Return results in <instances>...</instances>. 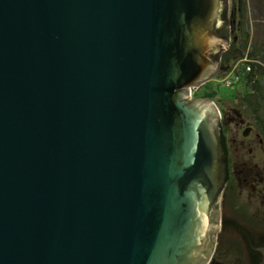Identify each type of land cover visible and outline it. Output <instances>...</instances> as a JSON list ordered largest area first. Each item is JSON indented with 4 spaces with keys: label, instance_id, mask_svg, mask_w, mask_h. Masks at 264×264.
<instances>
[{
    "label": "water",
    "instance_id": "95a60500",
    "mask_svg": "<svg viewBox=\"0 0 264 264\" xmlns=\"http://www.w3.org/2000/svg\"><path fill=\"white\" fill-rule=\"evenodd\" d=\"M224 12L226 0H0V264L201 253L218 230L217 109L188 88L213 76Z\"/></svg>",
    "mask_w": 264,
    "mask_h": 264
},
{
    "label": "flooded vegetation",
    "instance_id": "af4514ba",
    "mask_svg": "<svg viewBox=\"0 0 264 264\" xmlns=\"http://www.w3.org/2000/svg\"><path fill=\"white\" fill-rule=\"evenodd\" d=\"M223 20L222 24L225 28L226 18ZM224 28L223 32L229 39L226 47H220L218 55H214L217 62L215 71L213 76L203 84L219 73L229 71L228 62L224 56L231 43L232 30L226 31ZM201 85L188 96L189 101L198 99L196 92ZM235 87L228 89L232 90ZM217 88L220 89L219 85ZM212 103L217 109V113L214 110H210V113L215 118L214 130L220 157V185L222 186L220 192H222L221 206L223 208H220L216 218H210L212 223L218 222L215 235L212 237V233L208 232L204 249L193 257L189 264H264V224L261 220V218L264 219V210L260 205L257 207L255 205V210H252L251 202L242 196L240 190V186L246 181L256 183L259 180V171L260 168L262 169L260 164L264 160L258 158V161H255V156L256 152L264 154V147L252 125L240 131L241 136H239L237 134L239 126L229 112L222 108L219 111L215 103L213 101ZM250 135L252 137L249 139ZM234 208L241 214L238 218L232 216L231 212ZM247 221L253 223V226H248ZM234 236L240 241L234 242Z\"/></svg>",
    "mask_w": 264,
    "mask_h": 264
},
{
    "label": "trees",
    "instance_id": "16d2710c",
    "mask_svg": "<svg viewBox=\"0 0 264 264\" xmlns=\"http://www.w3.org/2000/svg\"><path fill=\"white\" fill-rule=\"evenodd\" d=\"M236 16L231 43L224 58L228 70L244 58L250 70L239 65L235 74L246 91L233 93L235 102L247 114L264 147V0H235ZM225 18V12L223 13Z\"/></svg>",
    "mask_w": 264,
    "mask_h": 264
},
{
    "label": "rangeland",
    "instance_id": "374dc122",
    "mask_svg": "<svg viewBox=\"0 0 264 264\" xmlns=\"http://www.w3.org/2000/svg\"><path fill=\"white\" fill-rule=\"evenodd\" d=\"M235 0H226V31L228 29L233 30L234 27V19L236 16V8H235ZM230 34V33H229ZM232 41V39H231ZM220 52V51H219ZM229 72L226 70L223 73H219L210 81L206 82L205 84L201 85L197 92L196 97L199 100L209 99L215 103L218 107L219 111L220 108L224 109L226 112H229V115L234 119L235 123L238 124L239 128H237L238 135H240V131L244 130L246 127H251V123L247 114L243 111V109L238 106L233 98V93L236 90L239 93H243L246 91V86L243 83H239L234 89L229 90L228 88H224L221 85V80L223 77H228ZM219 85L220 89L217 88ZM252 137L250 135L249 139ZM250 141V140H249ZM253 142L256 144L255 140ZM255 161H258V158L264 160V154L256 152ZM262 169L260 168L259 171V180L254 182L246 181L240 186V190L242 191V196L246 197L251 202V209L255 210L256 207L260 205L261 209L264 210V162L260 164ZM221 190V189H220ZM221 194L222 192L219 191V196L217 199V212L222 209L221 206ZM232 216L238 218L241 214L239 210L234 208L232 209ZM227 215V214H226ZM263 216V215H262ZM261 216V217H262ZM264 217V216H263ZM243 219V218H242ZM262 223L264 224V219H262ZM248 226H253V223L247 221ZM263 226V225H262ZM235 238V236H234ZM233 241H240L237 237L233 239Z\"/></svg>",
    "mask_w": 264,
    "mask_h": 264
},
{
    "label": "built area",
    "instance_id": "2783aa9c",
    "mask_svg": "<svg viewBox=\"0 0 264 264\" xmlns=\"http://www.w3.org/2000/svg\"><path fill=\"white\" fill-rule=\"evenodd\" d=\"M239 65L244 67V71L248 72L250 70L249 65L246 64V60L244 58H242L241 60L237 61L236 63H234L233 67L228 71V77H223L222 78V82L221 85L224 88H231L234 86V84H236V82L238 81V76L235 74V71L237 70V68L239 67ZM196 87H189L188 88V92L189 95H192L195 91Z\"/></svg>",
    "mask_w": 264,
    "mask_h": 264
}]
</instances>
